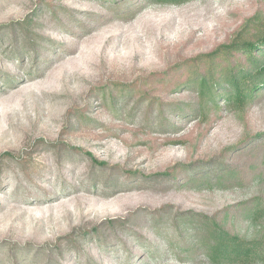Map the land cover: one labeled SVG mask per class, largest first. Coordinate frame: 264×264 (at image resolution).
Listing matches in <instances>:
<instances>
[{
    "label": "rangeland",
    "instance_id": "obj_1",
    "mask_svg": "<svg viewBox=\"0 0 264 264\" xmlns=\"http://www.w3.org/2000/svg\"><path fill=\"white\" fill-rule=\"evenodd\" d=\"M263 43L264 0H0V264H264Z\"/></svg>",
    "mask_w": 264,
    "mask_h": 264
},
{
    "label": "trees",
    "instance_id": "obj_2",
    "mask_svg": "<svg viewBox=\"0 0 264 264\" xmlns=\"http://www.w3.org/2000/svg\"><path fill=\"white\" fill-rule=\"evenodd\" d=\"M10 31H11V34H14V33H16V28L14 27ZM249 47L251 48V47H254V46H253V44H249ZM151 77H152L153 81H155V80L157 81V79H159L161 77V74H156L154 76L152 75ZM238 79L236 78V79H233V81H232L233 82V86H234V90H235V97H234L233 100H236V101L242 99L241 98L242 95L245 94L244 90H242L243 87H241L240 86L241 84L238 82ZM241 79H244V77H242ZM250 81H251V79H250ZM250 81H247L246 83H250ZM255 85H257V83H255ZM255 85L253 87L256 88ZM201 87H208V90H209V84H208V82L205 79L202 80ZM145 96L146 95H141V98H144ZM229 100H230V98H229Z\"/></svg>",
    "mask_w": 264,
    "mask_h": 264
}]
</instances>
